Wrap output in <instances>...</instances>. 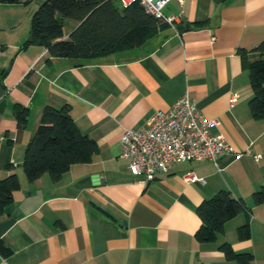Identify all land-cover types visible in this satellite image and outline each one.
<instances>
[{"label": "crops", "instance_id": "obj_1", "mask_svg": "<svg viewBox=\"0 0 264 264\" xmlns=\"http://www.w3.org/2000/svg\"><path fill=\"white\" fill-rule=\"evenodd\" d=\"M43 1L0 4L7 92L0 180L16 174L20 183L12 194L15 222L0 238L12 252L0 254V264H236L220 251L224 242L236 253H251L252 264H264V204L252 201L264 186V119L251 117L247 69L264 41V0L171 1L167 15L177 18L176 27L185 18L189 29L167 27L144 47L81 63L49 58L42 46L23 48ZM77 25L64 19L61 39ZM184 94L206 119L218 121L211 133L243 155L220 158V172L207 161L175 164L144 185L120 157V137L125 129L146 127L157 110H168ZM14 105L29 112L22 130ZM65 105L98 152L56 182L48 174L30 182L22 162L41 112ZM187 173L204 182L184 181ZM220 191L242 200L246 210L225 223L216 241L199 242L196 209ZM244 223L250 238L239 241L236 230Z\"/></svg>", "mask_w": 264, "mask_h": 264}, {"label": "trees", "instance_id": "obj_2", "mask_svg": "<svg viewBox=\"0 0 264 264\" xmlns=\"http://www.w3.org/2000/svg\"><path fill=\"white\" fill-rule=\"evenodd\" d=\"M21 1L0 0V4H18ZM64 19L78 23L67 40L61 39ZM167 27L147 14L139 3L123 8L117 0H44L31 17L29 38L23 48L42 46L49 58L81 63L144 47L158 31ZM254 52L256 58L253 61L247 62L245 54L241 57L247 62L252 91L248 108L254 120H261L264 119V41ZM5 75L6 71L0 72V83H3ZM13 115L17 128L24 129L28 110L14 105ZM97 152L94 140L76 127L68 105L60 108L46 106L25 149L22 169L30 182L44 174L56 182L72 165L90 162ZM19 186L16 174L0 180V217L4 215L5 208L13 204L12 194ZM252 201L254 205L264 204V186L253 193ZM245 210L242 200L233 198L227 191L218 192L197 207L196 214L201 224L195 238L199 242L216 241L223 234L225 223ZM236 234L239 241L248 240L249 224L239 226ZM219 249L226 260L236 264L253 262L251 253H236L226 242ZM11 252L0 240V254L7 256Z\"/></svg>", "mask_w": 264, "mask_h": 264}, {"label": "built area", "instance_id": "obj_3", "mask_svg": "<svg viewBox=\"0 0 264 264\" xmlns=\"http://www.w3.org/2000/svg\"><path fill=\"white\" fill-rule=\"evenodd\" d=\"M125 8L139 3L144 11L159 22L176 30L177 18L164 15L163 9L171 1L182 0H117ZM235 99L230 101L232 104ZM217 120L206 119L188 94L179 98L168 110H157L146 127L132 131L125 129L120 137V157L127 161L131 175L146 185L155 180L158 174H167L172 166L179 163L207 161L220 172V158L231 156L234 160L242 153L234 149L220 135H213L211 129ZM4 136L0 134V142ZM255 160L260 155L254 156ZM186 182H200L203 179L187 173Z\"/></svg>", "mask_w": 264, "mask_h": 264}, {"label": "water", "instance_id": "obj_4", "mask_svg": "<svg viewBox=\"0 0 264 264\" xmlns=\"http://www.w3.org/2000/svg\"><path fill=\"white\" fill-rule=\"evenodd\" d=\"M184 29H189V25L186 23V19H182V24L180 26L176 27V30L178 32H182ZM7 92L4 87V83H0V113L3 112V110L6 107L7 103ZM14 211V206L10 205L5 208L4 215L9 217L8 220L4 222H0V238L9 230V228L14 224L15 220L12 217Z\"/></svg>", "mask_w": 264, "mask_h": 264}, {"label": "rangeland", "instance_id": "obj_5", "mask_svg": "<svg viewBox=\"0 0 264 264\" xmlns=\"http://www.w3.org/2000/svg\"><path fill=\"white\" fill-rule=\"evenodd\" d=\"M171 6H172V4H169V5L167 6V8L163 9V13H164V15H167L166 10H167L168 8H170ZM67 20H69V19H67Z\"/></svg>", "mask_w": 264, "mask_h": 264}]
</instances>
